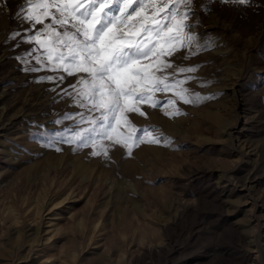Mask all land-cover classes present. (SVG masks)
<instances>
[{
    "label": "rangeland",
    "instance_id": "obj_1",
    "mask_svg": "<svg viewBox=\"0 0 264 264\" xmlns=\"http://www.w3.org/2000/svg\"><path fill=\"white\" fill-rule=\"evenodd\" d=\"M21 2L0 0V264H264V0H196L192 31L214 46L175 62L200 65L185 87L201 96L129 113L130 155L99 137L44 146L39 126L80 109L20 70Z\"/></svg>",
    "mask_w": 264,
    "mask_h": 264
},
{
    "label": "snow or ice",
    "instance_id": "obj_2",
    "mask_svg": "<svg viewBox=\"0 0 264 264\" xmlns=\"http://www.w3.org/2000/svg\"><path fill=\"white\" fill-rule=\"evenodd\" d=\"M217 2L252 7L255 0ZM195 4L196 0H22L16 15L23 30L7 37L28 45L15 57L20 70L26 74L43 70L36 82H51V91L80 109L59 114L53 121L62 126L59 130L40 131L45 126H39L38 134L47 137L44 146L70 144L77 150L91 144L96 148L99 137L128 148L130 155L126 141L135 130L121 139L119 129L132 127L129 113L145 115L140 104L156 108L181 101L194 103L201 94L185 85L199 79L188 74L200 65H177L175 57L184 52L183 59L188 60L214 46L213 41L201 40L200 34L192 31ZM45 35L47 40L39 38ZM70 76L78 78L65 87ZM158 92H172L173 96L159 100L155 97ZM175 114H180L178 108ZM65 121L71 125L64 126ZM85 122L89 127L81 128ZM149 129L155 130L149 125L140 131ZM161 138L151 137L146 142L159 143ZM100 147L107 156V149Z\"/></svg>",
    "mask_w": 264,
    "mask_h": 264
}]
</instances>
